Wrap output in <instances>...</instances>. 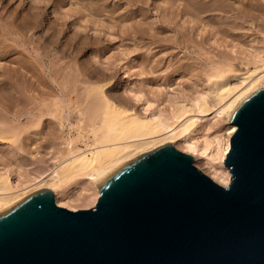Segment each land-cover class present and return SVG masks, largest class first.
Returning <instances> with one entry per match:
<instances>
[{"label":"rangeland","instance_id":"obj_1","mask_svg":"<svg viewBox=\"0 0 264 264\" xmlns=\"http://www.w3.org/2000/svg\"><path fill=\"white\" fill-rule=\"evenodd\" d=\"M0 1V14L20 10L31 18L35 11L36 0H7V6L6 0ZM192 1L43 0V25L19 32L28 39L25 48L0 24V42L5 39V49L10 48L6 53L0 50V66L15 67V59L25 57L34 69L24 74L23 86L0 90V170L11 172L12 179L17 175L29 179L47 173L67 153L70 139L73 146L85 149L100 121L98 116L93 118L96 110L89 95L97 85L105 87L109 99L123 109L164 118L177 104L190 106L195 98L203 97L218 73L243 75L259 66L257 56H264V0H227L239 9L231 5L233 10L226 6L218 12L210 0L203 2L208 1V10L201 5L203 0ZM250 3L252 8H248ZM199 7L203 9L198 14ZM19 77L12 78L20 81ZM208 96L213 107L215 102ZM213 109L211 114L191 110L190 115L198 120L187 137L200 146L225 134L228 127ZM171 144L192 156L199 171L221 184L213 177L214 167L225 170L218 161L207 163L206 155L197 157L183 149L180 141ZM66 187L74 195L79 193L74 181ZM61 206L76 210L93 204Z\"/></svg>","mask_w":264,"mask_h":264},{"label":"water","instance_id":"obj_2","mask_svg":"<svg viewBox=\"0 0 264 264\" xmlns=\"http://www.w3.org/2000/svg\"><path fill=\"white\" fill-rule=\"evenodd\" d=\"M226 186L164 143L113 170L90 208L41 189L0 212V264H264V87L228 114Z\"/></svg>","mask_w":264,"mask_h":264},{"label":"bare ground","instance_id":"obj_3","mask_svg":"<svg viewBox=\"0 0 264 264\" xmlns=\"http://www.w3.org/2000/svg\"><path fill=\"white\" fill-rule=\"evenodd\" d=\"M210 1H212L210 5L216 6V8L213 7V9L214 10L216 9L217 12H218V8L223 9L226 6L232 8L233 6L227 0H210ZM5 2L7 6L9 4V1L8 4H7V0ZM189 2L192 3L193 1L189 0ZM203 2L204 0L200 2L202 6L204 5L203 8L205 7V5L207 6L209 5V3L206 4L208 1L204 4ZM35 3H36L34 4L35 11L31 16V18H27L26 16H24L20 10H17L16 12H12V10H10V12L9 11L7 12L8 15L2 14L3 12L0 14V24L4 26L3 31H5L6 33L11 32L15 34L14 36L16 42H19V44L24 48L25 45L28 44L27 43L28 39L26 35L23 36L22 33L19 32H25V31L29 32L30 30H35L43 20L42 18L43 11H42L41 3L44 2L43 0H36ZM200 3H198L199 6ZM32 5L33 4H31V6ZM191 5L195 7L193 4ZM4 6L2 4L1 7L5 8ZM253 6L254 4L250 3L248 8H252ZM203 8L201 7L200 9L197 10L198 14H199V10ZM233 8L231 10H233ZM235 9H239V8H234V10ZM194 11L196 12V9H194ZM225 11H228V9ZM30 15L28 17H30ZM237 15H239V13ZM238 17L236 16L235 19L236 18L238 19ZM43 23L44 22H42L41 24L43 25ZM11 39H13V37H11ZM2 42H0L2 44V46L0 45L1 46L0 50L6 53L9 51L10 48L6 50L5 48L7 46H5L6 44L4 45V43ZM1 51L0 54L2 53ZM257 58H259L258 59L260 62L259 66L257 65H256L257 67L254 66L253 70L249 72L247 71L243 75L232 74V76H229L225 74L226 71L225 73L224 72L218 73L216 77L215 76L212 77V79L209 81V90H206V92L207 91L208 92L203 97L200 96V98L197 99L195 98L193 100L194 102L192 103V105L190 104V106L185 103L177 104L176 107H174V109L172 108V111H170L171 113H169L170 114L168 115L169 117L166 115L167 117L164 118L160 116L161 114L157 115L155 113L156 115L152 114L148 116H142L134 112L132 109H123L121 108V106L119 107L117 104H114L109 99L107 95V91L105 92L104 90L105 87H103L102 85L100 86L97 85V87H93L92 89H94V91L89 95L90 98L92 97V100L90 101L91 103H93L92 107L96 110V112L95 115L94 113L92 115H94L93 118L96 119L98 116L100 121L98 123V126L93 127V137L92 139L89 138L91 142L86 143L85 145L86 147H84L85 149H83L81 147L77 148L73 146L72 143L73 139H70L68 142H66L68 147L67 153L65 155L60 154L61 156L58 157V160L54 164V166L48 169L49 172L47 170V173L45 172V174H43L44 173L43 172L29 179H22L18 175L15 176L14 179H12L10 176L11 172H9L8 170H7L8 172L6 170L5 171L0 170V212L8 208L12 204L18 202L19 200L25 198L26 196L32 194L33 192H36L41 189H49L52 191L53 201L56 206H61L63 203L71 204V203H79V202L92 203L94 205L97 200V197L99 196L97 185L103 178H105L113 170L119 168L121 165L129 162L130 160L136 158L137 156L145 152H148L149 150H152L153 148H156L157 146H160L167 142L170 144L171 143L175 144L176 142L180 141V145L183 147V149H186L188 152L196 155L197 157H199L200 155H206L207 163H211V162L215 163L216 161H218L219 164L224 166L223 159L225 158V154L229 149V138L236 129V126L228 121V114L230 113L232 108L237 104L238 101L248 96L249 94L253 93L258 88L260 89L264 87V56L260 55L257 56ZM14 59L11 58L9 60H14ZM15 60L17 61L14 62L16 64L18 63V65L17 66L15 65V67L11 65H10L11 68L0 66V75L2 76V78H0V90H4V89L10 90L11 88H15V87L17 88L20 85L23 86L22 83L24 81L21 82V80L25 78L24 74H27L30 71V68H32L30 67L29 64L30 62L28 61V58L26 59L25 57L24 58L22 57L21 59L17 58ZM32 66L34 67V65ZM31 70L34 71L33 68ZM15 72L19 73V75L12 76L14 75ZM11 76L12 77L20 76L19 77L20 81H17V78H15L14 80V78H12ZM231 77L233 78L231 79ZM231 80H235V82L234 81L232 82ZM208 94L209 96H212L211 97L212 101L214 100L213 103L215 102L214 105L213 103H211L213 107H209L210 103L208 104L207 102L206 98ZM11 97L13 98L14 96H10V98ZM19 97H16V99L19 100L18 99ZM209 100H211L210 97ZM56 104L57 103L55 102V105ZM193 104L195 105L194 106L195 108L193 107L194 110L196 109L197 111L195 112L198 113L199 111V113L201 112V114L204 113L206 114L208 112L210 113L211 110L214 108L212 113H214V115L217 116L218 118L219 117L223 118V121H226L228 123V127L226 129L225 134L216 137L215 140L212 141L211 143L205 142L202 146L194 142L193 137H187L196 127L198 120V118H195L193 117V115L192 116L190 115L191 110H193L191 108ZM57 107L58 106H56V108ZM79 132L82 133L81 131ZM75 136L76 135H74L73 137ZM224 168H225L224 171H220L217 167H214L213 177L216 178L217 181L222 184V186L223 185L226 186L231 178L228 169L225 166ZM69 181H74L76 185L79 187V193L77 192L78 194L75 195L72 194V192H70V190L66 187L67 182Z\"/></svg>","mask_w":264,"mask_h":264}]
</instances>
